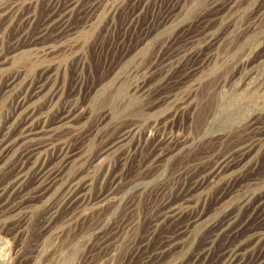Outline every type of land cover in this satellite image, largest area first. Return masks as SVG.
Returning <instances> with one entry per match:
<instances>
[{
	"label": "rangeland",
	"instance_id": "374dc122",
	"mask_svg": "<svg viewBox=\"0 0 264 264\" xmlns=\"http://www.w3.org/2000/svg\"><path fill=\"white\" fill-rule=\"evenodd\" d=\"M50 2L28 0L35 26ZM22 4L0 0V134L18 121V103L40 76L48 84L29 104L51 124L7 139L0 185L14 178L8 167L33 150L60 175L48 174L45 187L38 166L32 169L29 199L0 212V264H141L187 224L183 218L153 233L162 201L217 156L252 144L244 172L257 182L222 204L216 200L223 185L201 189L199 206L211 214L158 261L194 264L212 249L203 264H227L230 233L264 210V0H91L97 9L75 13L58 41L14 50L16 23L8 19ZM173 40L178 49L166 57ZM185 56L198 69L174 86L168 78ZM72 184L80 201L65 204ZM222 220L229 225L218 231ZM244 251L243 264L264 255L256 243Z\"/></svg>",
	"mask_w": 264,
	"mask_h": 264
},
{
	"label": "bare ground",
	"instance_id": "6f19581e",
	"mask_svg": "<svg viewBox=\"0 0 264 264\" xmlns=\"http://www.w3.org/2000/svg\"><path fill=\"white\" fill-rule=\"evenodd\" d=\"M25 3L26 4H22L12 10L8 19L10 20V26L11 24L16 23V26L12 31L14 36L12 38L13 43H11V48L14 50L38 44L46 45L49 42L58 41L71 28L75 13L82 11L85 13H92L96 8L95 4H91V0H51L49 3L50 10L47 16L43 19L40 25L35 26L34 23L36 22V17L30 11L31 4L28 3V0H25ZM1 26L6 28V26L2 24L0 25V28ZM144 40V37L142 40H136L134 45L135 50L141 45V43H143ZM131 41L132 39L126 42L123 46V54L127 53V51L133 47L130 44ZM173 49L174 51L178 49L177 44H174V40L167 49L168 51L166 53V57L170 56L169 54H171ZM2 55L3 53L0 49V59L2 58ZM191 58L185 56V59H183V62H181L182 64L177 69H175L174 73L168 78L167 82L175 86L176 84L185 80L189 75L194 73L198 67L192 64V60L190 61ZM48 80V77L40 76L33 86V94L43 91L45 86L48 84ZM32 92L22 97L18 103V121H11L9 125L3 127L4 129L1 131L2 134H0V153L4 149V144L6 143L7 139L11 136L15 135L20 139H25L27 137H31L35 133L42 132L51 124L50 121H42L40 118L35 116V108L29 104V100L33 96ZM150 100L151 99H149V101ZM69 117L70 111H67L65 114L63 113V115L60 116V120H67ZM257 124L259 123L254 124L256 128H258ZM131 134L132 130L126 131L121 138L127 139ZM187 146H185V148ZM251 149L252 144H246L244 147L236 150L233 153L217 156L216 160H214L209 169L202 168L194 174H191L192 176L188 182L189 185L187 188L181 189L174 195H172V193L167 199H164L159 206L157 205L158 207L152 216L154 228L153 233H155L161 225L173 224L176 221H181L183 218H186L185 222L187 224H185L183 228H180V230H177L175 233L173 231L171 235L167 236L153 253L147 254L148 256L144 262L142 261L141 264H158V261L162 257H165L168 252L172 251L177 245H179L191 226H194L199 222H203L208 214H211V211H209L204 204L202 207L199 206L198 197L200 195L199 191L201 189L206 188V186L210 187L211 185L216 184L223 185L221 188L222 190L218 195V199L216 200V204H222L227 202L238 191L240 192L241 187L244 184L247 185L257 182L259 177L254 174L249 176L247 172H244V169L249 163L248 161H250L249 157L251 155ZM35 151L36 150H33L23 159L14 161L8 167V170H10L9 174H13L14 178L0 185V212H3L5 209L9 208L12 203L15 207L17 202L22 203L29 199L30 192H27L26 183L32 169L37 168L38 166L37 169L39 170L40 179H43V185L45 187L50 185V181L47 178L48 174L55 175L54 179L57 178V175H60L58 173L52 172V168L48 166L46 156L41 158V152ZM77 188L78 187L76 184L69 186L68 191L63 198V203L71 204V202L78 201L80 199L81 193L79 194V192H77ZM258 201L260 207L264 208V195L259 197ZM215 209L216 208L213 210ZM228 225V223H223L222 220L220 224L214 225V228L218 229V231H224L227 230ZM230 234H232L229 241L231 245L227 246L225 248L226 250L224 249V253L222 254V257L227 258L225 259L227 264L245 263L247 260V254H243V251L245 249H249V245H252L253 243L260 244L261 250L264 253V210L252 220H244L242 224ZM143 250L144 249H142V251ZM211 252L212 249L199 253L194 264H203L202 260L208 258ZM252 264H264V255H262L260 259H257Z\"/></svg>",
	"mask_w": 264,
	"mask_h": 264
}]
</instances>
